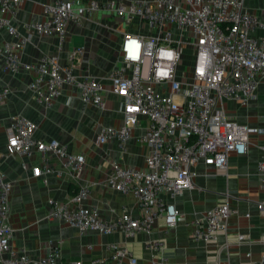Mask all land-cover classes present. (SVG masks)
<instances>
[{
    "label": "built area",
    "instance_id": "1",
    "mask_svg": "<svg viewBox=\"0 0 264 264\" xmlns=\"http://www.w3.org/2000/svg\"><path fill=\"white\" fill-rule=\"evenodd\" d=\"M20 2L0 0V31L10 37L0 42L1 71L31 77L27 87L34 103L50 108L68 85L76 87L83 103L100 109L105 108L109 91L117 99L120 124L102 126L95 140L98 146L114 142L121 153L127 152L141 119L147 123L136 136L146 150L144 165L112 161L100 182L132 196L139 214L133 217L123 211L102 218L96 205H83L92 193V183L84 179L86 157L68 151L55 138H35L38 125L21 114L9 115L4 125L6 154L37 158L34 165L22 162L34 177L68 175L77 184L68 202L48 199V221L65 223L79 234L92 230L103 235L122 232L128 237L150 233L158 219L167 228L174 226L178 210L173 200L193 187L196 165L223 168L230 153H246L250 134L264 133V127L254 128L228 117L224 104L232 100L245 106L264 79V10L250 11L243 0H50L44 4V18L24 24V29L40 37L55 36L62 42L68 26L80 28L86 18L98 13L116 17L128 28L122 33L119 64L108 74L107 89L101 78L76 73L83 46L70 49L65 63L57 52L43 54L34 62L23 61L29 36L13 23ZM185 45L192 49V62L179 70ZM10 91L0 83V102ZM260 150L259 184L264 189V143ZM12 187L0 169V264H82L59 261L61 240H49L38 261L24 248L12 247ZM257 208L264 210V205ZM231 212L225 202L206 210L194 221V238L214 240L227 230ZM146 247L155 255L152 264H170L161 239L147 242ZM106 249L111 260L127 258L129 264H137L125 245L110 243ZM251 264H264V253Z\"/></svg>",
    "mask_w": 264,
    "mask_h": 264
},
{
    "label": "crops",
    "instance_id": "2",
    "mask_svg": "<svg viewBox=\"0 0 264 264\" xmlns=\"http://www.w3.org/2000/svg\"><path fill=\"white\" fill-rule=\"evenodd\" d=\"M49 1L21 0L13 17L14 25L29 36L22 50V60L34 62L43 54L57 52L61 62L65 63L70 49L83 46L76 73L101 78L108 89L107 77L119 64V42L128 28L116 17L98 13L86 18L80 28L68 26L62 42L55 36L40 37L24 29L26 22L44 18L43 5ZM243 6L258 13L264 10V0H243ZM8 39L9 35L1 30L0 42ZM1 66L0 58V83L7 84L11 91L0 102V169L13 182L9 223L13 228L11 244L15 250L24 248L31 259L38 261L46 252L49 240H61L59 261L79 260L82 264H129L127 258L120 262L109 258L106 246L110 243L127 246L134 253L137 264H152L155 255L146 243L153 239L164 242L170 264H251L264 253V210L257 208L258 204L264 205L258 168L264 133L250 134L246 153H230L223 168L213 169L202 163L196 165L193 187L173 200L178 210V222L174 226L167 228L163 220L158 219L150 233L140 232L135 237H128L122 232L103 235L92 230L79 234L65 223L48 221L45 218L51 210L48 199L68 202L76 192L77 184L68 175L34 177L22 162L25 160L34 165L37 158L28 160L6 154L4 125L9 115L21 114L38 125L35 138H55L66 145L68 151L86 157L84 179L92 183V193L83 205H96L102 218H112L123 211L133 217L139 214L132 196L101 186L100 182L112 161L139 167L144 165L146 150L136 136L147 123L141 119V126L134 129L126 153H121L114 142L98 146L95 138L101 127L120 124L121 113L113 94L107 91L105 108L98 109L83 103L76 87L67 85L52 106L44 109L32 100L27 87L31 77L23 72L4 73ZM257 87L245 106L226 101L227 116L254 128L264 127V79ZM223 202L232 210L227 230L219 232L208 242L196 240L194 221L200 219L206 210ZM240 235L244 240L238 239Z\"/></svg>",
    "mask_w": 264,
    "mask_h": 264
},
{
    "label": "rangeland",
    "instance_id": "3",
    "mask_svg": "<svg viewBox=\"0 0 264 264\" xmlns=\"http://www.w3.org/2000/svg\"><path fill=\"white\" fill-rule=\"evenodd\" d=\"M127 28V27H125ZM192 52V49L189 45H185L183 48V55L181 63H179V70L183 69L184 67H187L192 62V57L190 56V53Z\"/></svg>",
    "mask_w": 264,
    "mask_h": 264
},
{
    "label": "bare ground",
    "instance_id": "4",
    "mask_svg": "<svg viewBox=\"0 0 264 264\" xmlns=\"http://www.w3.org/2000/svg\"><path fill=\"white\" fill-rule=\"evenodd\" d=\"M110 18V17H109Z\"/></svg>",
    "mask_w": 264,
    "mask_h": 264
}]
</instances>
